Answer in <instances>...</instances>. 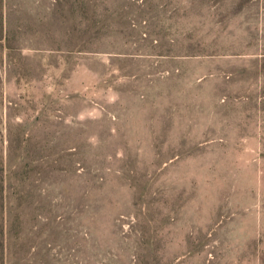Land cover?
<instances>
[{"label":"rangeland","instance_id":"1","mask_svg":"<svg viewBox=\"0 0 264 264\" xmlns=\"http://www.w3.org/2000/svg\"><path fill=\"white\" fill-rule=\"evenodd\" d=\"M0 264H264V0H0Z\"/></svg>","mask_w":264,"mask_h":264}]
</instances>
